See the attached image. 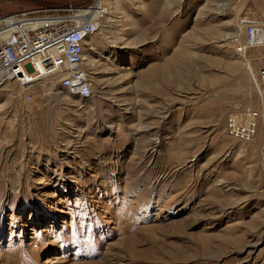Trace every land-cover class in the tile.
<instances>
[{"label":"rangeland","instance_id":"374dc122","mask_svg":"<svg viewBox=\"0 0 264 264\" xmlns=\"http://www.w3.org/2000/svg\"><path fill=\"white\" fill-rule=\"evenodd\" d=\"M102 3L89 98L0 93V264H264V121L247 142L225 129L264 111V44H235L263 0Z\"/></svg>","mask_w":264,"mask_h":264},{"label":"built area","instance_id":"2783aa9c","mask_svg":"<svg viewBox=\"0 0 264 264\" xmlns=\"http://www.w3.org/2000/svg\"><path fill=\"white\" fill-rule=\"evenodd\" d=\"M96 2L42 6L0 15V93L5 85L12 84L31 100L30 88L45 81L81 99L89 98L92 87L84 60L87 42L99 29L102 17L97 14ZM240 21L244 32L243 39L235 42L236 51L246 54L258 45L264 19L243 17ZM257 84L264 88V66ZM261 120L262 109L236 107L228 114L225 129L230 137L247 142L255 136Z\"/></svg>","mask_w":264,"mask_h":264},{"label":"bare ground","instance_id":"6f19581e","mask_svg":"<svg viewBox=\"0 0 264 264\" xmlns=\"http://www.w3.org/2000/svg\"><path fill=\"white\" fill-rule=\"evenodd\" d=\"M103 0H97V5L99 6V11H98V16H103L105 13L107 14L108 12V9L105 8V6L103 5L102 3ZM241 24V23H240ZM101 27V22H100V26L99 28ZM263 33H264V27L262 28V31L261 33L259 34L258 38H257V43L259 45V43L263 44L264 42L262 41V37H263ZM42 82H45V81H41V82H38V83H42ZM36 84V83H35ZM34 84V85H35Z\"/></svg>","mask_w":264,"mask_h":264}]
</instances>
